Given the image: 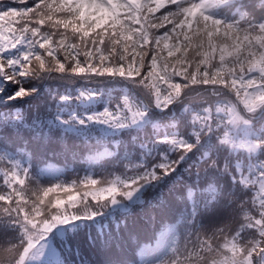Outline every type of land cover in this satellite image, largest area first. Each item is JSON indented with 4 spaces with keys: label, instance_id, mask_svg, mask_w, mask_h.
<instances>
[{
    "label": "snow or ice",
    "instance_id": "obj_1",
    "mask_svg": "<svg viewBox=\"0 0 264 264\" xmlns=\"http://www.w3.org/2000/svg\"><path fill=\"white\" fill-rule=\"evenodd\" d=\"M234 3L0 0V264H264V0ZM109 80L144 99L64 111Z\"/></svg>",
    "mask_w": 264,
    "mask_h": 264
}]
</instances>
